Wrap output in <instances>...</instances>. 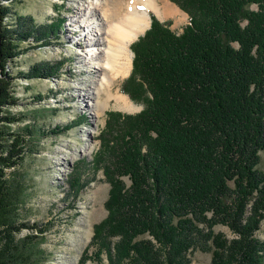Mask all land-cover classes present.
Returning a JSON list of instances; mask_svg holds the SVG:
<instances>
[{"label":"trees","instance_id":"16d2710c","mask_svg":"<svg viewBox=\"0 0 264 264\" xmlns=\"http://www.w3.org/2000/svg\"><path fill=\"white\" fill-rule=\"evenodd\" d=\"M16 1L0 0V264H41L38 235L16 237L44 229L22 219L37 134L11 128L21 117L9 110L18 102L9 66L22 42H42L61 23L38 25ZM170 1L188 22L176 32L150 13L121 87L142 108L110 112L99 135L92 166L110 189L89 246L109 264H190L197 249L211 252L210 264H264V0ZM35 70L27 76L44 71Z\"/></svg>","mask_w":264,"mask_h":264},{"label":"rangeland","instance_id":"374dc122","mask_svg":"<svg viewBox=\"0 0 264 264\" xmlns=\"http://www.w3.org/2000/svg\"><path fill=\"white\" fill-rule=\"evenodd\" d=\"M164 1L172 3L179 11L165 18L151 13L159 21L168 22L174 31L180 32L188 22L187 15L174 2ZM164 1L160 2L161 5ZM11 5L16 12L33 15L38 25H49L53 20L61 23L52 36L42 42L33 39L22 42V53L9 66L15 77L12 89L18 98L9 110L14 116L21 117L20 121L11 124V128L22 132L28 127L37 134V140L29 143L28 160L24 166L29 188L21 209L22 219L37 223L44 229L43 232L22 229L16 237L38 235L36 240L45 251V260L41 264H109L104 251L99 253L89 246L95 224L107 216L105 202L110 189L103 170H96L92 163L101 147L99 135L110 112L134 114L141 110L142 104L135 102L140 108L131 113L118 110L111 104L98 120H93L91 109L85 108V102L78 96L82 92L80 87L90 86L94 74L88 73L91 64L85 66L79 63V54L87 49V42L83 40L78 45L75 35L81 32L73 23L68 25L72 19L70 14L76 10V2L18 0ZM130 51L133 56L131 48ZM35 68L44 71L42 74L38 71L40 76H27L28 73L33 75ZM129 74L116 80L113 90H121ZM39 93L43 95L41 100L34 98ZM262 155L261 166L264 164V152ZM82 163L84 184L77 191L72 177L75 168ZM124 181L129 184L127 178ZM214 230L227 238L233 236L223 225H216ZM256 235L264 240V222ZM190 260V264H210L211 252L197 249L191 252Z\"/></svg>","mask_w":264,"mask_h":264},{"label":"bare ground","instance_id":"6f19581e","mask_svg":"<svg viewBox=\"0 0 264 264\" xmlns=\"http://www.w3.org/2000/svg\"><path fill=\"white\" fill-rule=\"evenodd\" d=\"M74 1L76 10L70 14L68 25L73 23L80 30L75 35L78 45L83 40L87 42V49L79 54V63L91 64L88 73L94 74L88 88L80 87L79 99L85 102V108L91 109L93 120H98L111 104L118 110L135 112L140 107L120 88L113 90L115 81L126 77L131 70V43L149 27L151 12L165 18L179 9L164 0Z\"/></svg>","mask_w":264,"mask_h":264},{"label":"water","instance_id":"95a60500","mask_svg":"<svg viewBox=\"0 0 264 264\" xmlns=\"http://www.w3.org/2000/svg\"><path fill=\"white\" fill-rule=\"evenodd\" d=\"M183 11V10H182ZM184 12V11H183ZM186 15H187V17H188V14L186 13V12H184Z\"/></svg>","mask_w":264,"mask_h":264}]
</instances>
